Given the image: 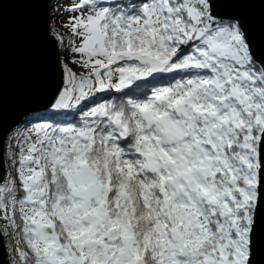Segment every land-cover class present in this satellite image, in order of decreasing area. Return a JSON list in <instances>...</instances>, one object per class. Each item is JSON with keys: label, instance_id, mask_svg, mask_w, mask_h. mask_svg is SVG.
<instances>
[{"label": "snow or ice", "instance_id": "1", "mask_svg": "<svg viewBox=\"0 0 264 264\" xmlns=\"http://www.w3.org/2000/svg\"><path fill=\"white\" fill-rule=\"evenodd\" d=\"M11 2L45 6L48 55L0 132L10 264H257L264 0Z\"/></svg>", "mask_w": 264, "mask_h": 264}, {"label": "water", "instance_id": "2", "mask_svg": "<svg viewBox=\"0 0 264 264\" xmlns=\"http://www.w3.org/2000/svg\"><path fill=\"white\" fill-rule=\"evenodd\" d=\"M45 14V6L38 3L11 2L3 6L0 19V132L5 135L38 99L35 84L48 55L42 37ZM249 19L254 33L258 34L264 26V6H251ZM6 254L4 245L0 249L2 264H7ZM256 260L257 264H264V254H258Z\"/></svg>", "mask_w": 264, "mask_h": 264}, {"label": "rangeland", "instance_id": "3", "mask_svg": "<svg viewBox=\"0 0 264 264\" xmlns=\"http://www.w3.org/2000/svg\"><path fill=\"white\" fill-rule=\"evenodd\" d=\"M54 4H55V0H53V5ZM49 15H54V12H53L51 7L49 8ZM49 23L50 24H55L56 22L54 21L53 23H51V22H49ZM8 244H9V241L8 240H4L5 250L7 252V254H6L7 264H10V259H9V255H8V247H7Z\"/></svg>", "mask_w": 264, "mask_h": 264}, {"label": "trees", "instance_id": "4", "mask_svg": "<svg viewBox=\"0 0 264 264\" xmlns=\"http://www.w3.org/2000/svg\"><path fill=\"white\" fill-rule=\"evenodd\" d=\"M51 3L53 4V0H51ZM50 22L53 23L54 21L51 20Z\"/></svg>", "mask_w": 264, "mask_h": 264}]
</instances>
